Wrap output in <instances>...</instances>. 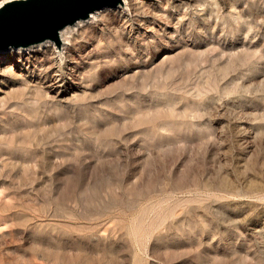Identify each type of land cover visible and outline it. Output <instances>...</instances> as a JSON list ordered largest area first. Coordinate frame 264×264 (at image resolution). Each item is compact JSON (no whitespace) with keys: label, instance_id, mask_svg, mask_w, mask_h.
Here are the masks:
<instances>
[{"label":"rangeland","instance_id":"rangeland-1","mask_svg":"<svg viewBox=\"0 0 264 264\" xmlns=\"http://www.w3.org/2000/svg\"><path fill=\"white\" fill-rule=\"evenodd\" d=\"M123 8L0 51V264H264V0Z\"/></svg>","mask_w":264,"mask_h":264},{"label":"water","instance_id":"water-1","mask_svg":"<svg viewBox=\"0 0 264 264\" xmlns=\"http://www.w3.org/2000/svg\"><path fill=\"white\" fill-rule=\"evenodd\" d=\"M124 0H74L71 6L53 9L40 0H14L11 5L0 9V50L29 48L48 41L61 44L60 31L66 26L74 25L81 19H88L97 10L113 8ZM27 5V7H25ZM48 16L51 22L31 31L21 32L16 22L22 16Z\"/></svg>","mask_w":264,"mask_h":264},{"label":"bare ground","instance_id":"bare-ground-1","mask_svg":"<svg viewBox=\"0 0 264 264\" xmlns=\"http://www.w3.org/2000/svg\"><path fill=\"white\" fill-rule=\"evenodd\" d=\"M14 1V0H13ZM154 0H134L133 3L130 5L128 4V0H124V2L121 4L124 6L123 10H121L120 12V16L126 17L130 20H138L144 23L145 19L149 20L151 17H153L152 12L149 10H147L148 6L153 2ZM99 10H97L96 12L92 13L88 18V19H81V21H79L78 23L74 24V25H69L66 26L65 29L60 31V38H61V44L60 45H56L54 41L52 40H48L45 41L41 44L44 45H53L52 47V54L54 55L55 58L59 59L60 61H65V66L69 65V60L67 59L66 55L68 53H70L69 47H70V40L72 39V27L77 25V24H81V22L89 20L91 18H93L97 12ZM133 11H137L136 13H134ZM69 28V29H68ZM25 48H16L14 49L15 51H20V52H24ZM9 49H2L0 50L1 52L6 51ZM3 58V57H2ZM9 69H12L11 66L8 67ZM74 71L76 69H73ZM55 80L56 82L59 81H63L66 72H65V68L61 65H58V67L55 68ZM54 82V83H56ZM53 84V83H52ZM54 85V84H53Z\"/></svg>","mask_w":264,"mask_h":264},{"label":"snow or ice","instance_id":"snow-or-ice-1","mask_svg":"<svg viewBox=\"0 0 264 264\" xmlns=\"http://www.w3.org/2000/svg\"><path fill=\"white\" fill-rule=\"evenodd\" d=\"M41 3L56 9L65 8L72 5L74 0H40ZM13 0H0V9L11 5ZM27 7V5H25ZM51 22L48 16H22L17 22L16 27L21 32L31 31L40 27H44ZM0 27H2V19H0Z\"/></svg>","mask_w":264,"mask_h":264}]
</instances>
